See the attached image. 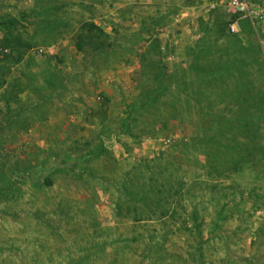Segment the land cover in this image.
<instances>
[{"label": "rangeland", "instance_id": "374dc122", "mask_svg": "<svg viewBox=\"0 0 264 264\" xmlns=\"http://www.w3.org/2000/svg\"><path fill=\"white\" fill-rule=\"evenodd\" d=\"M229 1L0 0V264H264V0Z\"/></svg>", "mask_w": 264, "mask_h": 264}, {"label": "built area", "instance_id": "2783aa9c", "mask_svg": "<svg viewBox=\"0 0 264 264\" xmlns=\"http://www.w3.org/2000/svg\"><path fill=\"white\" fill-rule=\"evenodd\" d=\"M229 5L236 10L240 18H255L259 19L261 17V12L253 9L248 8L246 6V2L243 0H230ZM230 30L234 31V25H230Z\"/></svg>", "mask_w": 264, "mask_h": 264}]
</instances>
